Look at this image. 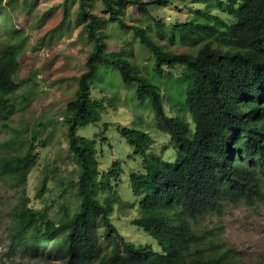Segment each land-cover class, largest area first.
<instances>
[{
    "label": "trees",
    "instance_id": "obj_1",
    "mask_svg": "<svg viewBox=\"0 0 264 264\" xmlns=\"http://www.w3.org/2000/svg\"><path fill=\"white\" fill-rule=\"evenodd\" d=\"M75 1L76 24L93 45L61 121L78 168V178L71 182L78 204L73 212L69 207L54 220L49 207H30L22 195L10 214V251L34 258L55 253L61 264H241L235 251L223 248L211 229L200 231L194 223L222 214L227 204L255 206L264 201V0H214L233 18L231 22L201 10H197L201 21L168 28L156 21L158 36L170 41L179 38L193 48L180 53L157 42L151 23L141 22L151 17L150 7L167 6L171 0H98L103 13L92 9L94 0H71ZM64 5L66 10L67 0ZM129 6L137 10L135 23L126 20ZM110 23L131 32L152 52L151 73L131 61V49L108 50L105 26ZM21 30L12 29L11 37L17 40L10 37L0 53L4 120L15 110L8 96L37 76L33 72L24 81L16 80L18 55L27 40ZM104 65L116 69L124 83L136 84L139 101L149 99L156 126L173 141L174 159H165L150 151L154 138L149 131L118 127L134 156L141 157L140 169L130 172L132 192L139 198V216L132 224L153 236L160 251L127 240L110 221L121 203L111 180L122 166L114 161L107 171L99 170L100 150L108 142L106 135L99 136L108 130L107 123L98 137L78 133L79 127L102 121L106 105L92 97V90ZM164 66L183 67L175 84L181 88L192 122L166 113L161 82L171 74ZM51 123L32 131L25 152L0 155V176L9 186L25 192L38 161L37 145H47L46 140H38L39 132ZM47 188L48 177H44L38 196Z\"/></svg>",
    "mask_w": 264,
    "mask_h": 264
},
{
    "label": "rangeland",
    "instance_id": "obj_2",
    "mask_svg": "<svg viewBox=\"0 0 264 264\" xmlns=\"http://www.w3.org/2000/svg\"><path fill=\"white\" fill-rule=\"evenodd\" d=\"M64 1L0 2V53L9 42L12 29H22L21 36L27 40L18 55L20 70L16 80L24 81L33 72L37 75L32 80L23 82L15 93L8 96L15 110L7 120L0 114V155L25 152L32 131L38 129L39 124L52 121L39 132L38 140H46L47 145H37L38 161L29 175L25 192L9 186L0 176V264L62 263L55 253H45L34 258L10 251V214L22 195L27 197L30 207H49V217L54 220L61 217L67 209L71 208L73 212L78 204L71 188V182L78 178V168L69 151L66 128L61 121L67 101L74 96L76 78L86 70L87 56L93 45L87 35L82 33V26L76 24L78 2L67 0L65 10ZM94 3L92 9L103 13L102 4L98 0H94ZM126 10L127 22L135 23L138 19L136 8L129 6ZM197 10L218 15L228 22L233 21L214 0H171L167 6L150 7L151 17L141 22L151 23L154 39L166 49L178 53L192 52L193 48L179 38L170 41L167 37L158 36L155 29L156 21L159 20L163 21L166 28L174 24L201 21L202 17L197 14ZM105 31L109 34L107 42L110 52L119 51L121 48L131 49V61L145 72L151 73L155 67L154 56L131 32H122L115 23L107 24ZM11 39L16 38L12 36ZM164 69L166 73L171 74L165 76L161 82L166 113L192 122L182 103L184 97L181 88L175 84V80L179 79L183 72V67L164 66ZM170 76L173 79H169ZM92 97L103 100L106 105L102 121L98 125L79 127L78 133L98 137L97 134H101V130L106 126L104 123H107L108 130L99 136L101 138L106 135L108 138V142L104 140L105 144L100 150L99 170L107 171L114 161H119L122 166V172L111 180L121 203L116 205L110 221L127 240L137 244H150L154 250L160 251V245L153 236L132 224V220L139 216V198L132 192L130 172L140 169L141 157L134 156L133 149L119 134L118 127L134 126L149 131L154 138L150 151L165 159H174L173 141L169 134L156 126L149 99L140 102L136 84L124 83L120 73L113 67H101L100 75L93 84ZM44 177H48V188L42 196H38ZM194 225L200 231L211 229L223 248H232L235 251L241 264L264 263V201L255 206L242 202L227 204L222 214L205 216ZM102 231L100 228V232Z\"/></svg>",
    "mask_w": 264,
    "mask_h": 264
}]
</instances>
